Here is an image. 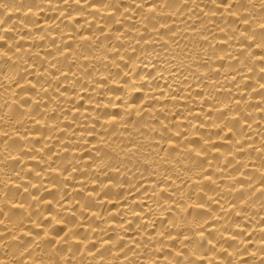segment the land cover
Listing matches in <instances>:
<instances>
[{
    "label": "bare ground",
    "instance_id": "6f19581e",
    "mask_svg": "<svg viewBox=\"0 0 264 264\" xmlns=\"http://www.w3.org/2000/svg\"><path fill=\"white\" fill-rule=\"evenodd\" d=\"M0 264H264V0H0Z\"/></svg>",
    "mask_w": 264,
    "mask_h": 264
}]
</instances>
